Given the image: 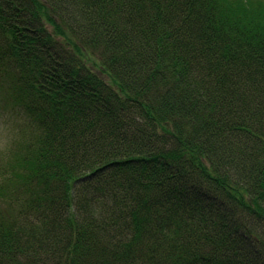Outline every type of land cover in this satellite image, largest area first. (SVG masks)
<instances>
[{
    "label": "trees",
    "instance_id": "16d2710c",
    "mask_svg": "<svg viewBox=\"0 0 264 264\" xmlns=\"http://www.w3.org/2000/svg\"><path fill=\"white\" fill-rule=\"evenodd\" d=\"M0 111V264H264V0H0Z\"/></svg>",
    "mask_w": 264,
    "mask_h": 264
},
{
    "label": "rangeland",
    "instance_id": "374dc122",
    "mask_svg": "<svg viewBox=\"0 0 264 264\" xmlns=\"http://www.w3.org/2000/svg\"><path fill=\"white\" fill-rule=\"evenodd\" d=\"M9 124H13L10 115L5 111H0V146L12 140L8 129Z\"/></svg>",
    "mask_w": 264,
    "mask_h": 264
},
{
    "label": "bare ground",
    "instance_id": "6f19581e",
    "mask_svg": "<svg viewBox=\"0 0 264 264\" xmlns=\"http://www.w3.org/2000/svg\"><path fill=\"white\" fill-rule=\"evenodd\" d=\"M73 74L75 75V71H73ZM77 74H79V73L77 72ZM83 99L86 102H89V100H90V98L87 97V96H85ZM107 175L109 177V183H110V185L113 186V170L111 169V167H109L107 169ZM109 202H110L111 208H113V195L110 197ZM62 233H63V231H60V234H62Z\"/></svg>",
    "mask_w": 264,
    "mask_h": 264
}]
</instances>
